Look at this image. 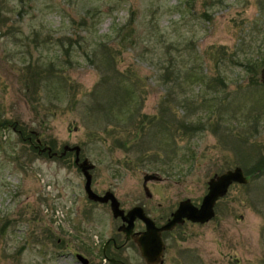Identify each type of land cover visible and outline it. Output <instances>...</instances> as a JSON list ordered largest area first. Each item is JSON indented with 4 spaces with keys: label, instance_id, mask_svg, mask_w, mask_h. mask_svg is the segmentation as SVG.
Segmentation results:
<instances>
[{
    "label": "rangeland",
    "instance_id": "374dc122",
    "mask_svg": "<svg viewBox=\"0 0 264 264\" xmlns=\"http://www.w3.org/2000/svg\"><path fill=\"white\" fill-rule=\"evenodd\" d=\"M112 27L134 43L121 45ZM99 43L134 92L136 118L126 127L115 108L107 121L90 108ZM262 57L264 0H0V264H80L75 253L109 264L101 246L117 222L108 204L86 199L71 152L48 157L32 151L35 139L56 153L78 145L93 164L94 192L155 218L185 198L198 205L213 174L256 171ZM162 106L163 127L171 118L198 130L173 121L169 132L153 128L116 146ZM145 173L159 176L146 182L148 198ZM106 256L144 264L132 243ZM161 264H264V172L229 185L209 221L171 230Z\"/></svg>",
    "mask_w": 264,
    "mask_h": 264
},
{
    "label": "water",
    "instance_id": "95a60500",
    "mask_svg": "<svg viewBox=\"0 0 264 264\" xmlns=\"http://www.w3.org/2000/svg\"><path fill=\"white\" fill-rule=\"evenodd\" d=\"M258 81L264 84V66L259 68ZM38 146V139H35ZM38 152H45L48 157L57 155L63 156L66 151L73 153L72 163L79 170L83 177V191L88 201L108 204V208L112 218L118 217L121 225L118 230L124 233L125 240L132 237L138 253L144 264H161L163 255V243L159 237V232L169 230L175 224H182L184 221L190 223H205L214 216L215 202L225 195L227 188L232 183L246 184L258 171L249 174H243L239 167L224 170L218 174H213L206 181V192L200 199L198 205H194L188 198L179 201L175 209L170 213L169 219L161 226L156 227L153 221L147 217L141 206L134 205L127 210L119 207V202L109 190H105L102 194H98L91 189V174L93 164L87 158L79 159L80 147L78 145H63L61 150L56 153L49 146H41L37 148ZM150 180H159V176L155 173H145L142 175L141 188L145 197L151 194L146 186V182ZM138 219L144 225V230L138 233H131L133 220ZM138 235V236H133ZM74 258L80 264H86L87 259L79 253L74 254ZM108 262H114L112 258H107Z\"/></svg>",
    "mask_w": 264,
    "mask_h": 264
},
{
    "label": "trees",
    "instance_id": "16d2710c",
    "mask_svg": "<svg viewBox=\"0 0 264 264\" xmlns=\"http://www.w3.org/2000/svg\"><path fill=\"white\" fill-rule=\"evenodd\" d=\"M122 28H119V30L116 33V29L112 27L111 34L113 35V31L115 29L116 36L114 37L116 38L118 37L117 40L121 45L124 42L134 43V39H132V35L130 36V34L126 32L125 34H122ZM129 36L131 37V39L129 38ZM99 48L101 52V57H99L98 59V65H99L98 67L102 71H101V76L99 78V81L97 82L93 91L90 94L91 100H92L90 108L92 111L100 112L104 121L111 119L112 110L113 108H115L117 112L119 113V120H117L118 123L124 122V125L126 127L127 124L128 125L131 124V122L133 121V118H136V114H133L131 112L132 108H134V106L136 105V99H134V92L129 87V85L126 84L125 78H123L122 76L120 77V75L116 74V70L112 68V65L110 62L111 52H109L108 48L103 43H99ZM258 61H259L258 66L260 67L264 66L263 57ZM254 65L255 63L252 64V66ZM252 66L250 65V67ZM166 75L167 73L165 74V77H167ZM131 106L132 108H130ZM165 109L166 108H164L163 106L160 107L159 115L151 116L150 118H148V120L146 119V122L144 121L145 120L144 118H146L145 116L144 118H138L136 122L138 126L137 127L133 126L134 128L133 134L131 135V132L126 131V129H124L123 131L126 134L125 138L123 139H120L119 137L115 138L116 146H121V145L125 146L126 141L136 139V138L139 139L140 141L142 139V135L144 136L148 134L153 128H156V130L160 132H162L163 130H167L169 132L170 128H167V127H171V126L168 123L171 124L173 121H177V120L168 118L166 120V123L168 126L163 127L164 126L163 122L166 118L165 113H164ZM5 123H6L5 121H0V126L4 127ZM176 123H179V125L177 126H181L183 128H187V129L191 128V130H198V127L197 126L194 127L193 124L191 125V127H189L190 125L187 127V125H185V122L182 120H178ZM144 128L146 129L144 130ZM122 129L123 128H121V130ZM113 132L114 131H111L108 134H112ZM138 133L140 135L139 137L136 136ZM48 145L50 148H52L50 143H48ZM38 147H41V145L39 144L37 146L35 143V145L31 149L32 151L36 150L37 153H40L37 150ZM255 170H257L258 173L264 172V164L259 165V166L257 165V169Z\"/></svg>",
    "mask_w": 264,
    "mask_h": 264
},
{
    "label": "flooded vegetation",
    "instance_id": "af4514ba",
    "mask_svg": "<svg viewBox=\"0 0 264 264\" xmlns=\"http://www.w3.org/2000/svg\"><path fill=\"white\" fill-rule=\"evenodd\" d=\"M69 152H70V151H66L65 154H66V153H69ZM79 152H80V151H79ZM71 153H72V152H71ZM65 154H64L63 156H65ZM46 155H47V154H46ZM72 155H73V153H72ZM63 156L58 157L57 155H55V156H51V157L61 158V157H63ZM79 159H82V158L79 157ZM155 181H159V180H155ZM90 202H91V201H90ZM93 203H96V202H93ZM139 206H141V205H139ZM119 207H120V206H119ZM131 207H132V206H131ZM120 208H121V207H120ZM141 208L143 209L142 206H141ZM174 209H175V208H174ZM174 209H172L171 211H167V212H164L163 214L158 215L157 218H155V217H150V216L144 211V209H143V212H144V214H145L147 217H149V218L153 221V223H154V225H155L156 227H159V226L163 225V224L169 219V217H170V213H171ZM123 210H124V209H123ZM126 210H127V209H126ZM113 219L117 222L116 227H115L116 235H115V236H110V237H108V238L103 242V244H102V246H101V254H102V256H103V259H104L106 262H108V261H107V258H112V259L114 260V262H108L109 264H123L120 260L115 259L114 257L106 256V250L109 249V248H111V249H113V250H118L119 248L125 246L127 243H132V244H134L135 247H136V245H135V243H134L132 237L129 236V238H128L127 240H125L124 233L121 232L120 230H118V227L121 225V220H120L118 217L113 218ZM177 225H180V224H175V225H174L172 228H170L169 230H162V231L159 232V237H160V239H161V241H162V243H163V246H164V240H165L166 235H167L171 230H173ZM143 230H144V225H143V223H142L140 220H138V219H134V220H133L132 229H131V233H138V234H139V233L142 232ZM133 236H138V235H133ZM119 238H121L122 240H121V242L117 243V239H119ZM136 249H137V247H136ZM163 250H164V249H163ZM137 251H138V250H137Z\"/></svg>",
    "mask_w": 264,
    "mask_h": 264
}]
</instances>
